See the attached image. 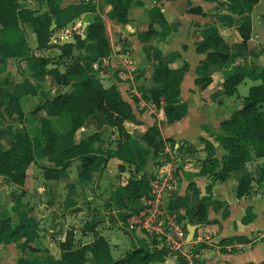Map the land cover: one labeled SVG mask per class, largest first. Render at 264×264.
<instances>
[{"label":"crops","instance_id":"obj_1","mask_svg":"<svg viewBox=\"0 0 264 264\" xmlns=\"http://www.w3.org/2000/svg\"><path fill=\"white\" fill-rule=\"evenodd\" d=\"M16 2L25 13L39 19L48 13L45 0ZM58 5L56 16L61 24L55 26L50 18L51 34L44 47H38L28 21H21L19 27L0 26V89L12 100L8 106L0 98V150L24 130L19 108L25 113L37 160L24 167L20 183L0 172V264H54L59 258V241L67 230L72 232L74 245L85 242L83 235H101L107 242L104 261L116 259L124 251L114 258L108 238L98 231L113 221L120 224L118 214L135 201L123 208L117 188L130 176L146 181L164 156L163 143L175 147L178 162L172 204L185 210V219L196 225L186 245L194 264H264V138L252 139L243 149L242 164L222 180L214 177L207 160L211 157L219 165L228 158L214 135L222 132L220 122L240 105L248 87L258 82L244 76L232 94L223 92L222 81L232 69L264 65V0H254L249 9L229 0H131L124 22L112 14V0H58ZM94 21L103 26L107 50H97L86 40L83 46H72L68 56L60 53V45L74 43L76 34L84 37L86 26ZM212 31L226 43L229 56L207 66L210 80L202 85L195 81L196 67L211 48L201 52L196 46ZM40 59H44L41 75L35 73ZM155 63L170 68L187 64L174 103L181 113L177 119L168 120L163 102L155 105L150 99V90L157 88L152 81ZM59 74L69 82L63 85L57 79ZM86 76L99 89L114 85L130 104L132 115L123 125L131 139L118 154L107 158L99 175L90 164L82 172L81 159L76 158L58 169L56 177L45 176L40 164L58 167L57 151L91 133L96 134L92 148H115V129L93 115L68 136L69 121L63 113L47 115L44 104L35 114L28 113L40 102L35 81L49 98L68 84L64 92L73 96L74 80ZM38 116L47 117L57 135L56 151L47 155L42 153L44 138L37 131ZM153 124L161 140L159 157L152 155L151 147L146 149L141 139ZM200 138L208 140L211 148H204ZM135 151L146 155L140 168L125 160ZM118 164L122 169H117ZM200 203L206 209L205 220L191 222L190 215ZM100 211L105 218L95 217ZM133 233L148 248L149 264L176 262L177 257L166 252L161 240ZM110 238L116 245L117 238ZM83 264H95L88 251Z\"/></svg>","mask_w":264,"mask_h":264},{"label":"trees","instance_id":"obj_2","mask_svg":"<svg viewBox=\"0 0 264 264\" xmlns=\"http://www.w3.org/2000/svg\"><path fill=\"white\" fill-rule=\"evenodd\" d=\"M48 13L43 19H39L36 15L25 13L16 0H0V26L6 28L8 26L19 27L21 21H28L35 32L38 47L47 45V41L51 34L49 28V20L52 18L55 26H59L57 11L60 10L58 0H45ZM112 14L117 20L124 22L126 20L127 8L131 0H112ZM241 2L244 7L250 8L254 0H229ZM162 21V18L159 19ZM242 38L245 39L246 33L241 28ZM23 37V34L21 35ZM74 43H64L59 46L60 53L69 55L72 46L80 47L84 45L86 40L96 47L97 50L105 51L108 49V43L104 35L103 26L100 22H90L86 26L84 37L74 35ZM207 51L204 60L200 61L196 67L198 76L195 81L205 85L209 82L206 75V69L209 64L223 62L229 56L226 43L221 39L217 32L212 31L205 35L197 44L198 51ZM44 59H40L35 73L41 75L43 73ZM187 68V64L183 63L179 67L170 68L163 63H155L152 66V81L157 88L150 90V99L158 105L163 102V108L168 120H174L180 117V111L174 106L178 98V86L182 78V74ZM248 76L258 79V82L248 87L247 93L240 99V107L236 108L228 118L220 122L222 132L214 135L224 150L228 153V158L218 162L213 158H208V166L215 178L224 179L229 171L236 169L243 162V149L252 139L264 138V65L256 68L244 70L241 67L234 68L222 81L223 92L230 95L235 91V85L244 77ZM35 77V75H34ZM57 79L61 80L65 85L69 82L62 75H57ZM36 90L40 98V102L28 111L29 114H35L40 105H46V114L63 113L68 121L69 128L66 135L71 136L73 131L82 124L83 120L93 115L99 122H104L112 126L117 134L115 148H92V141L96 136L91 133L78 142L67 148L57 151L60 164L44 165L43 173L48 177H56L58 169L63 168L68 162L80 158V169L84 172L88 164L99 175L105 166L108 157L118 154L123 144L131 139L130 134L126 131L123 121L132 115L130 104L124 100L114 85L106 88H96L92 85L88 76L74 80L76 87L75 95L71 96L67 92H57L52 97H47L45 93L40 91L38 81ZM0 98L9 106L12 100L7 93L0 89ZM20 121L23 123L24 130L14 135L11 143L4 149L0 150V172L8 179L20 183L23 179V169L30 162L37 160L34 157V146L28 131V123L25 121L24 112L17 108ZM37 131L44 138L42 153L47 155L56 151L55 143L57 135L51 130L47 117L38 116ZM156 125L148 127L142 134L141 139L145 148L151 147L152 155L160 156L158 150L160 138L158 136ZM204 143V148H211L208 140L200 138ZM146 159L144 152L135 151L131 157L125 160L134 164L136 168L143 166ZM160 162V161H159ZM158 162V164H159ZM117 169H122V165L118 164ZM147 189L146 182L143 179L130 176L126 182L117 188L121 198V206L126 208V203L135 201L138 196ZM131 206L127 207L129 209ZM126 210L118 214L120 225H123ZM206 209L200 203L192 211L190 221L201 223L205 220ZM126 230V229H125ZM128 231V230H126ZM134 243L130 245L120 256L109 262L104 261L103 254L107 250V242L101 235H95L91 240L74 245L72 242V232L67 230L63 240L59 241V258L54 264H83L84 254L90 252L95 264H149V250L138 242L133 231H129ZM173 264H183L179 258Z\"/></svg>","mask_w":264,"mask_h":264},{"label":"built area","instance_id":"obj_3","mask_svg":"<svg viewBox=\"0 0 264 264\" xmlns=\"http://www.w3.org/2000/svg\"><path fill=\"white\" fill-rule=\"evenodd\" d=\"M92 67L95 68V64ZM174 151L172 144H162L164 156L145 181L146 191L126 209L123 227L161 240L168 254L179 258L183 264H194L193 255L186 247L185 210L172 204L178 167Z\"/></svg>","mask_w":264,"mask_h":264},{"label":"rangeland","instance_id":"obj_4","mask_svg":"<svg viewBox=\"0 0 264 264\" xmlns=\"http://www.w3.org/2000/svg\"><path fill=\"white\" fill-rule=\"evenodd\" d=\"M38 101H39V98H38ZM109 134H110V132L106 133V136H105L106 142L109 139V136H110ZM144 175H146V174H144ZM131 204H132V202H131ZM50 217H51L50 214L46 215V218L48 220L50 219ZM84 217H86V216H84ZM95 217L105 218L106 216L100 211L95 215ZM99 227L100 226H98L97 228L99 229ZM98 233H100L103 236H106L108 238L109 248H110V251H111L112 256L114 258L117 257L121 252L125 251L126 248H128L130 245H132L134 243V241L132 240V237L130 236L129 231H126L124 229L123 225H120L116 221H113L110 226H105L104 228L100 229L98 231ZM112 235H114L118 240L116 245H114L113 242L111 241L110 237ZM92 238H93V235H90V234H88L87 236L86 235L82 236V239L85 240V242L91 240ZM137 240L139 243H143L142 239H137Z\"/></svg>","mask_w":264,"mask_h":264},{"label":"water","instance_id":"obj_5","mask_svg":"<svg viewBox=\"0 0 264 264\" xmlns=\"http://www.w3.org/2000/svg\"><path fill=\"white\" fill-rule=\"evenodd\" d=\"M63 40H61L62 42ZM70 84H68L64 89L61 90V92H64L68 87H69ZM240 105L237 106V108H239ZM195 226L194 224H190L188 223V219H185V227H186V235H185V239L186 241H190L191 237H192V234H193V230L195 229Z\"/></svg>","mask_w":264,"mask_h":264}]
</instances>
